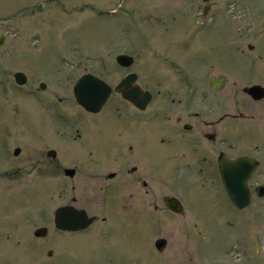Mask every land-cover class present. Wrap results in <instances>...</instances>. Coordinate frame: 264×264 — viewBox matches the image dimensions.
Instances as JSON below:
<instances>
[{
  "label": "flooded vegetation",
  "instance_id": "1",
  "mask_svg": "<svg viewBox=\"0 0 264 264\" xmlns=\"http://www.w3.org/2000/svg\"><path fill=\"white\" fill-rule=\"evenodd\" d=\"M207 8L208 5H204L201 14H206ZM255 56L263 60L260 53ZM140 57L131 50L116 53L112 59L115 72L112 81L88 70L81 60H66L73 72H81L71 82L68 74L63 78L62 75L56 77L54 87L45 80H38L30 87L29 79L22 71L19 72L23 73L24 81L17 84L14 81L17 71L13 72V88L21 95L31 94L34 104L44 107L54 120L51 126L36 123V126L0 128V135H4V163L0 166V178L24 177V184L30 182L36 186L35 190H30L32 192L42 191L40 185H46L43 193L49 199L54 198L48 208L39 209L35 217L20 219L24 229L19 236L40 243L29 252L32 261L24 264L50 261L57 255L71 263L72 258H78L82 253L74 244L81 245L87 239H83L84 234L90 230L99 237L98 255L106 264H115V259L121 260L120 264H181L180 256H177L179 252L172 251L174 245L159 235L168 230L163 218L169 217L181 226H199L196 234L202 232L200 227L205 224L198 218L196 207L191 206L199 203H188L194 198H183L171 182H180L186 177L188 183L185 179L184 182L189 187L217 186L221 190L220 196L237 209L228 200L220 181V157L253 159L256 165L246 181L249 201L245 208L254 199H264V194L255 193L256 186H264V139L252 141L249 149L239 148L232 139V134L242 137L244 126H264V83L245 84L239 77L223 70L207 80L203 77V86L198 88L181 65L163 59L162 70L171 71L182 82L186 94H191L186 100V94L182 96L178 86L172 87L169 79L164 81L153 75L149 82L141 79L135 69ZM81 76H85L82 88L86 97H97L101 92L90 76L109 88L106 99L96 111L85 109L74 99L73 86ZM251 85L260 87L255 95L245 91ZM64 98H71L74 113L62 107ZM156 99L157 104L165 103L166 106H153ZM107 109L116 119L134 125L121 126L125 134L120 141L122 132L118 133V142L110 154L107 147L99 144L96 134V130L102 128L97 126L100 117ZM156 119L161 120L162 126H156L159 123L154 121ZM86 123L91 126H84ZM89 134L94 135V144L91 141L83 146L81 143L87 141ZM46 136H49L48 140ZM148 139L157 147L151 154L144 150ZM70 142L79 144L70 149ZM21 190L17 187L11 193ZM26 210L4 207V215H10L4 222L18 227L16 217L22 216ZM140 226H145L146 230L152 227L146 258H137L132 253L124 257L125 253L132 252L126 248L131 246L135 229ZM53 235L63 239H59L58 245L45 243ZM0 236L8 239L13 235L4 229ZM201 236L205 238L206 234L202 232ZM0 264H4V259Z\"/></svg>",
  "mask_w": 264,
  "mask_h": 264
},
{
  "label": "rangeland",
  "instance_id": "2",
  "mask_svg": "<svg viewBox=\"0 0 264 264\" xmlns=\"http://www.w3.org/2000/svg\"><path fill=\"white\" fill-rule=\"evenodd\" d=\"M204 5L208 8L203 15ZM100 11H111L112 15L99 14ZM125 28L129 29L123 31ZM0 35V128L54 124L51 113L49 116L44 107L34 104L31 94L21 95L13 88L14 71H22L30 87L38 80L54 87L56 77L68 74L71 82L81 72H73L66 60H81L88 70L112 81L115 78L113 56L123 50L140 54L141 61L135 69L141 79L146 82L153 76L164 81L169 79L172 87L178 86L182 96L186 94L182 82L171 71L162 70L161 61L165 58L181 65L198 88L203 86V77L207 80L223 70L245 84L264 83V0H0ZM246 44L253 48L247 49ZM257 53L263 60L256 58ZM190 96L186 94L185 99ZM159 100L162 102V98ZM156 102L157 99L153 106H166ZM61 105L74 113L71 98H64ZM159 123L156 126H162L161 120ZM97 126H102L96 130L99 144L107 147L110 154L118 142V133L122 132L120 141L123 136L121 126L134 125L116 119L107 109ZM232 139L239 148L249 149L252 141L264 139V126H244L242 137L232 134ZM93 140L94 135L89 134L81 144L85 146ZM78 144L70 142L68 147L73 149ZM3 145L4 135H0V166L4 163ZM154 148L156 145L148 139L145 152L151 154ZM184 179L172 181L171 186L183 198H194L188 203H199L191 206L196 207L198 218L205 224L200 228L206 237L198 231L196 234L199 226H181L169 217L163 218L168 230L159 235L174 245L172 251L179 252L181 264H264V199H254L247 208L237 210L220 196L219 187H189ZM24 180V177L0 178V235L4 229L13 235L8 239L0 236V261L4 259V264L32 261L29 252L40 243L19 236L24 229L20 219L35 217L39 209H47L54 201L43 193L46 185H40L42 191L32 192L36 186L30 182L24 184ZM17 187L22 190L11 193ZM4 207L28 209L16 217L18 227L4 222L10 217L4 215ZM147 230L145 226L136 227L131 246L126 248L132 252L125 253L124 257L132 253L137 258H146L152 227ZM84 235L83 239H87L81 245L74 244L76 250L82 251L81 255L72 258L69 264H106L98 255L99 237L91 230ZM59 239L63 238L49 236L45 243L58 245ZM114 261L120 264L121 260ZM37 264L68 263L66 258L57 255Z\"/></svg>",
  "mask_w": 264,
  "mask_h": 264
},
{
  "label": "water",
  "instance_id": "3",
  "mask_svg": "<svg viewBox=\"0 0 264 264\" xmlns=\"http://www.w3.org/2000/svg\"><path fill=\"white\" fill-rule=\"evenodd\" d=\"M98 13H103L108 15L110 11H100ZM2 40V35H0V43ZM246 46L251 49L252 46L246 44ZM118 58V57H117ZM122 57H120L121 59ZM91 80L96 81L99 88H101L100 95L97 97H86L84 95V90L82 84L85 80V76H81L77 79L73 86V95L75 101L82 107L90 111H96L103 104L106 99L109 88L101 80L96 79L93 76L89 77ZM14 81L17 84H21L24 81L23 73L17 71L14 73ZM258 85H251L245 88V91L251 95H255L259 90ZM256 162L248 157L239 156L234 159H228L225 157H220L218 159V171L220 176V181L224 187L226 196L228 200L237 208L243 209L247 206L249 201L248 187L246 181L250 176L251 171L255 167ZM255 193L257 195L264 194V186H256ZM202 235V232H200ZM162 242V240H159Z\"/></svg>",
  "mask_w": 264,
  "mask_h": 264
}]
</instances>
